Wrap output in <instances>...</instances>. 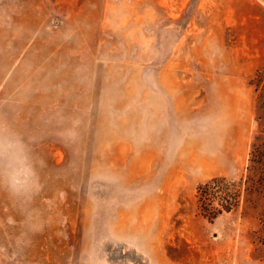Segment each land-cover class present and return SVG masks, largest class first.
<instances>
[{
	"label": "rangeland",
	"instance_id": "374dc122",
	"mask_svg": "<svg viewBox=\"0 0 264 264\" xmlns=\"http://www.w3.org/2000/svg\"><path fill=\"white\" fill-rule=\"evenodd\" d=\"M262 155L264 0H0V264H264Z\"/></svg>",
	"mask_w": 264,
	"mask_h": 264
},
{
	"label": "trees",
	"instance_id": "16d2710c",
	"mask_svg": "<svg viewBox=\"0 0 264 264\" xmlns=\"http://www.w3.org/2000/svg\"><path fill=\"white\" fill-rule=\"evenodd\" d=\"M255 164L257 165V168H262L264 170V155L259 156L258 160H254ZM257 174H248L247 175V179H246V183L249 186H254L255 183L259 184L262 183V180H264V173H260L259 178L255 179L253 177H255ZM224 186V187H223ZM223 190L222 192L225 194L226 197H223V200H225L226 202H228V199H230V194H231V189H229V187L225 184L222 185ZM252 191V190H249ZM229 194V195H228Z\"/></svg>",
	"mask_w": 264,
	"mask_h": 264
}]
</instances>
